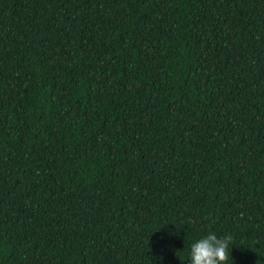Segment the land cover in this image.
<instances>
[{
	"label": "trees",
	"instance_id": "obj_1",
	"mask_svg": "<svg viewBox=\"0 0 264 264\" xmlns=\"http://www.w3.org/2000/svg\"><path fill=\"white\" fill-rule=\"evenodd\" d=\"M264 264V0H0V264Z\"/></svg>",
	"mask_w": 264,
	"mask_h": 264
},
{
	"label": "clouds",
	"instance_id": "obj_2",
	"mask_svg": "<svg viewBox=\"0 0 264 264\" xmlns=\"http://www.w3.org/2000/svg\"><path fill=\"white\" fill-rule=\"evenodd\" d=\"M234 242L231 233L218 234L214 230L207 231L189 241L187 252L189 264H226Z\"/></svg>",
	"mask_w": 264,
	"mask_h": 264
}]
</instances>
